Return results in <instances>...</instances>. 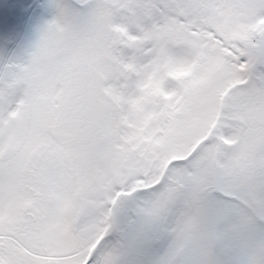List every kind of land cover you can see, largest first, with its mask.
<instances>
[{
	"label": "snow or ice",
	"instance_id": "snow-or-ice-1",
	"mask_svg": "<svg viewBox=\"0 0 264 264\" xmlns=\"http://www.w3.org/2000/svg\"><path fill=\"white\" fill-rule=\"evenodd\" d=\"M0 61V264H264V0H45Z\"/></svg>",
	"mask_w": 264,
	"mask_h": 264
},
{
	"label": "bare ground",
	"instance_id": "bare-ground-1",
	"mask_svg": "<svg viewBox=\"0 0 264 264\" xmlns=\"http://www.w3.org/2000/svg\"><path fill=\"white\" fill-rule=\"evenodd\" d=\"M41 0H25L21 11H17L11 0H0V61L7 60L14 49L12 43H19L20 32L24 30L28 16Z\"/></svg>",
	"mask_w": 264,
	"mask_h": 264
},
{
	"label": "rangeland",
	"instance_id": "rangeland-1",
	"mask_svg": "<svg viewBox=\"0 0 264 264\" xmlns=\"http://www.w3.org/2000/svg\"><path fill=\"white\" fill-rule=\"evenodd\" d=\"M44 3L45 0H41L36 3L35 8L31 12L30 16H28L24 30L20 32L21 35L19 36V41L33 39L35 37V29L37 25L42 22V19L50 18V13H45L41 7Z\"/></svg>",
	"mask_w": 264,
	"mask_h": 264
},
{
	"label": "water",
	"instance_id": "water-1",
	"mask_svg": "<svg viewBox=\"0 0 264 264\" xmlns=\"http://www.w3.org/2000/svg\"><path fill=\"white\" fill-rule=\"evenodd\" d=\"M12 4H15V8H17V11H21L22 7V2H24L25 0H11Z\"/></svg>",
	"mask_w": 264,
	"mask_h": 264
}]
</instances>
